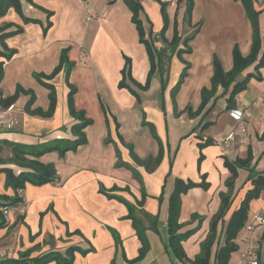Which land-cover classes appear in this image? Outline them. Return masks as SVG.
Masks as SVG:
<instances>
[{
  "label": "crops",
  "instance_id": "obj_1",
  "mask_svg": "<svg viewBox=\"0 0 264 264\" xmlns=\"http://www.w3.org/2000/svg\"><path fill=\"white\" fill-rule=\"evenodd\" d=\"M111 1L34 0L35 6L24 5V12L39 23L25 25L13 9L0 19V24L11 23L24 28L22 34L7 41L8 47L16 54L6 62L0 93L4 97L12 96L18 87H22L34 93V108L47 111L49 91L34 75H50L58 66L62 52L68 50L67 57L74 64L69 80L77 89L75 108L94 122L85 130L87 145L63 157L52 152L41 158L43 163L56 167L58 183L27 184L21 194L22 206L10 207L6 211L8 221L0 229V253L5 258H17L20 252L33 248L32 256L35 257L79 246L83 249L93 247L96 252L87 256L76 253L74 264H183L175 257L169 243L170 197L177 180L184 183L205 181L208 189L193 188L181 196V229L178 233H191L182 246L187 258L193 261L200 254L201 244L206 241L212 220L219 212L221 194L228 192L226 183L232 175L226 162L247 159L250 148L253 156L251 168L256 173H264V142L259 139L264 131V68L260 71L261 78L251 79L246 90L237 96L236 109L249 112V117L244 120V144L240 142V122L234 120L230 112L225 117L228 95H223L222 88L201 115L191 117L184 112L188 106L193 111L200 106L202 89L211 86L215 56L228 72L233 67L235 45L239 46L243 56L249 55L253 30L243 4L235 0H193L189 19L186 0L179 6L178 0H161L167 5L165 39L172 40L175 25L182 40L191 36L194 39L187 45L190 53L171 59L165 92L162 91L161 77L156 74L150 89L140 93L139 103L127 89L119 88V84L128 58L132 78L145 85L150 71L147 49L140 42L132 13L124 1ZM139 1L147 35L152 33L160 40L159 34L164 27L160 3L156 0ZM87 8L92 9L96 17L89 18ZM255 8L261 12L259 21L264 47V0H255ZM45 11L53 13L49 20L52 26L46 33L48 16ZM158 47L163 49L161 43ZM179 48L185 46L181 44ZM186 65L189 66L187 76L175 98L176 113L171 91ZM253 72V68L248 69L241 79ZM50 83L57 92L53 117L28 115L24 106L29 97L21 96L12 114L14 129L8 131L0 126V143L37 145L73 139L71 128L77 121L69 114V88L64 72ZM103 106L109 111L108 118ZM212 106V111L207 113ZM208 123L211 125L205 127ZM219 123L222 127L211 133L209 127L214 128L213 125ZM232 133L235 140L226 144L224 141ZM207 140L219 143L200 149L199 144ZM9 157L10 151L4 147L1 158L6 160ZM150 158L161 159L158 165H153L152 171L135 162V159L144 162ZM119 160L131 166L138 177L125 166H117ZM2 168L20 171L9 164L0 165ZM249 175L248 170L238 169L232 206L224 218L226 222L252 188ZM5 179V174L1 173L0 194L12 197L14 192L5 189ZM142 187L147 196L143 207L139 208L143 199ZM242 187L246 190L243 191ZM101 189H116L113 195L137 208L149 245L142 260L134 262L142 244L132 221L127 219V205L107 198ZM238 191L242 192V199L233 209ZM142 211L155 217L156 225L144 218ZM257 212L264 215V191L251 201L247 222L252 221ZM221 230L222 222H219L218 234ZM68 231H79L82 235H68ZM235 243L238 251L232 254L229 264H244L242 254L249 246L257 249L259 264H264V225H255L252 231L243 228ZM212 249L213 262L216 243Z\"/></svg>",
  "mask_w": 264,
  "mask_h": 264
},
{
  "label": "trees",
  "instance_id": "obj_2",
  "mask_svg": "<svg viewBox=\"0 0 264 264\" xmlns=\"http://www.w3.org/2000/svg\"><path fill=\"white\" fill-rule=\"evenodd\" d=\"M125 5L129 8L132 13V22L135 24L136 29L139 33L140 42L146 47L149 62L150 71L148 74L147 81L145 85L137 83L131 76V61L126 58L125 66L121 72L122 80L119 84V88L127 89L133 96H135L139 103H141L140 93L146 92L150 89L152 79L156 74L161 77V87L162 91L166 90V78L168 76V71L171 64V59L174 56L180 58L183 53H190L187 48L188 43L194 39V36L182 40L177 31V27H174V36L170 42H168L164 35L168 28V16L166 13V3L161 0H156L161 5V13L163 17L164 27L159 34V39H156L152 33L147 35L143 20L142 13L143 7L139 0H123ZM185 0H178L177 5L183 3ZM241 2L246 10L247 16L252 24V45L251 51L248 56H243L238 45H235L232 53L233 67L230 71L226 72L218 59L214 57L213 59V76L211 78V86L209 88H204L201 91V104L196 111H193L191 106H188L184 112H187L191 117H197L202 114V112L207 108L210 102L216 97L218 89L222 88L223 95H228L227 105L225 111L231 112L236 109L237 96L246 90L250 80L252 78H261V69L264 68V47L261 39V27L259 17L261 12L255 8V0H235ZM111 1V3H113ZM187 3V16L190 19L193 12V0H186ZM24 5L35 6L34 0H0V19L4 18L10 9H13L17 15L22 19L25 25L30 23H39L38 20L32 19L26 16L24 12ZM48 16V22L44 29L46 33L52 26L49 21L53 16L52 12L45 11ZM24 32L23 26L14 25L11 23L0 24V85L3 82L5 75V65L6 62L10 61L16 54L15 50L8 47L7 41L20 35ZM158 43L163 45L158 47ZM183 44L185 48H179ZM68 50L62 52L58 66L50 75L45 74H35V79L49 91L50 106L47 111L40 108H34L35 95L32 91L25 90L22 87H18L16 92L12 96L4 97L0 93V108L6 109L10 105L16 104L21 96H28L29 100L24 106L25 112L30 116L41 117V118H52L55 114L57 106V92L54 85L50 82L61 72H64L67 86L69 88L68 94V110L69 114L77 121L71 128V133L73 136L72 140H55L43 144L37 145H22L9 142L0 143V165H14L20 169L19 172H15L11 168L0 169V174H5V189H11L14 192V196H8L6 194H0V229L4 228L7 224L6 212L10 207L22 206V199L20 191L25 189L27 184H32L34 186H43L46 184L58 183V174L56 167L53 164H45L41 161V158L49 153L58 152L62 157L69 152H76L80 147L87 145L88 140L85 130L87 127L93 125V121L86 118L83 111H77L75 108V95L77 94V89L70 83V74L74 67L73 63H70L67 57ZM169 54L170 56H168ZM167 62V65H166ZM189 66L186 65L185 69L181 74V78L176 86L171 91V97L173 101V107L177 113V106L175 98L179 93L181 86L187 76V70ZM253 68V73H248L244 79H241L242 74L248 69ZM214 106H212L209 111L211 112ZM105 117L108 118L109 111L105 106H103ZM208 123L205 125L210 126ZM150 126V125H149ZM152 129L153 127L150 126ZM154 132V129H153ZM154 134V133H153ZM154 137L157 136L154 134ZM260 141L264 142V131L259 137ZM214 140H207L203 144H199L200 149H203L209 145H213ZM4 147L8 148L10 151V157L6 160L1 158ZM118 155V151H117ZM202 159V157H201ZM200 159V160H201ZM160 158H150L144 162L135 159V162L139 165H144L149 171H152L153 165H158L160 163ZM253 161L252 151L249 148L248 157L245 160L237 159L234 162H226V166L229 169L232 178L226 183L228 188L227 193L221 194V205L219 212L213 218L210 228V233L205 242L201 244L200 254L193 260H189L183 249L182 242L190 237V234L180 235L178 232L181 229V224L179 222V216L181 211V196L187 193L190 189L203 187L205 189L209 188V185L203 181L202 183L188 182L184 183L181 180H177L175 183V189L170 197L169 201V216H168V230L170 236V247L172 248L175 257L183 264H229L231 256L233 253L238 251V246L235 243L238 234L243 230L249 215L250 203L252 200L257 199L261 196L264 191V173L254 172L251 168ZM117 166H125L130 169L135 177H138L137 172L129 165L121 163L120 160ZM238 169H246L250 172L249 181L252 184V188L248 190L245 198L240 204V207L233 213L230 220L226 222L224 218L230 211L232 206V195L234 191V180L238 176ZM142 201L139 202V208L143 207L144 200L146 199V192L142 187ZM116 189L112 191H106L101 189V193L104 194L109 199H117L127 205L129 213L127 219L132 221L133 227L137 232V235L141 241L142 247L139 251L138 257L134 262L142 260L148 250L149 245L145 239V226L143 219L138 216L137 208L133 205L128 204L119 197L113 195ZM143 217L148 219L156 225V218L141 212ZM43 217V214H41ZM222 222V230L218 234V224ZM68 235L76 234L82 235L79 231L73 233L67 232ZM222 242V243H221ZM217 244V250L215 251L214 260L212 262V248ZM35 248L20 252L17 258H4L0 259V264H74L75 254L79 253L82 256H87L89 253L96 252L93 247L83 249L79 246H70L64 252L60 251H50L38 256L33 257Z\"/></svg>",
  "mask_w": 264,
  "mask_h": 264
},
{
  "label": "built area",
  "instance_id": "obj_3",
  "mask_svg": "<svg viewBox=\"0 0 264 264\" xmlns=\"http://www.w3.org/2000/svg\"><path fill=\"white\" fill-rule=\"evenodd\" d=\"M86 13L89 18L96 17L95 13L90 8H87ZM103 16L105 17L106 15L103 14ZM15 107H16L15 104H13L6 109L0 108V126L8 131L14 129L15 126V122L12 117ZM230 115L234 120L240 122L241 134H242V138H240V142L241 144H244L245 134H246V125L244 120L246 117H249V112L246 110L243 111L233 110L230 112ZM235 138H236L235 134L232 133L227 137V139L224 142L227 144L230 141H234ZM214 143L218 144L219 141H214ZM22 192L23 191H20V195L22 194ZM255 225H264V215H262V213L259 212L255 213L252 221L247 222L245 224L244 229L246 231H252ZM4 258L5 255L0 253V259H4ZM242 260L244 264H259V255L257 249L253 246H249L246 252L242 254Z\"/></svg>",
  "mask_w": 264,
  "mask_h": 264
},
{
  "label": "rangeland",
  "instance_id": "obj_4",
  "mask_svg": "<svg viewBox=\"0 0 264 264\" xmlns=\"http://www.w3.org/2000/svg\"><path fill=\"white\" fill-rule=\"evenodd\" d=\"M166 65H167V62H166ZM252 79H254V78H252ZM224 114H225V117H227V115L226 114H228L227 113V111H224ZM223 118V117H222ZM225 119V118H224ZM223 120V119H222ZM227 125V123L225 124V126ZM213 126H215L214 128L211 126V127H209L210 129V132L212 133V132H214V131H218L217 129H218V127L220 128V127H222L221 125H220V123L218 124V125H216V124H214ZM244 188V189H243ZM242 190L244 191V190H246V187H242ZM242 197V192L241 191H238V196H237V199H236V202L234 203V206H233V209L236 207V205L239 203V201L242 199L241 198ZM0 221H1V218H0Z\"/></svg>",
  "mask_w": 264,
  "mask_h": 264
}]
</instances>
